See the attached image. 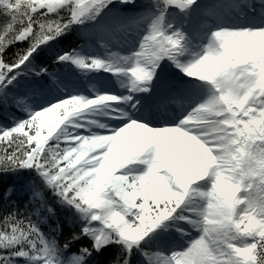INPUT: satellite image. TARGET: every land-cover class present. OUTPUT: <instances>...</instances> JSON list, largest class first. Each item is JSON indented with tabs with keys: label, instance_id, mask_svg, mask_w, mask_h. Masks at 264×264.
<instances>
[{
	"label": "snow or ice",
	"instance_id": "6c2138e0",
	"mask_svg": "<svg viewBox=\"0 0 264 264\" xmlns=\"http://www.w3.org/2000/svg\"><path fill=\"white\" fill-rule=\"evenodd\" d=\"M196 6L0 0V117L10 102L41 97L26 118L0 122V264H93L109 246L117 249L109 264H133L138 251L149 264H264V21L199 19L186 31L184 17ZM109 19L126 23L110 28ZM130 25L137 39L122 56L111 49ZM73 29L83 42L60 48ZM22 42L27 47L9 58L7 49ZM41 55L85 75L111 73L126 91L93 84L87 95L44 96L45 77L61 85L37 62ZM163 62L189 78L182 87L205 89L175 121L147 110L140 96ZM96 114L116 127L88 119ZM64 208L69 214L60 217ZM49 220L55 226L46 232ZM65 222L72 231L61 245L50 233ZM169 229L191 239L165 255ZM81 238L90 243L69 251Z\"/></svg>",
	"mask_w": 264,
	"mask_h": 264
},
{
	"label": "trees",
	"instance_id": "16d2710c",
	"mask_svg": "<svg viewBox=\"0 0 264 264\" xmlns=\"http://www.w3.org/2000/svg\"><path fill=\"white\" fill-rule=\"evenodd\" d=\"M3 20V18H0V22ZM27 47V42H22V43H17L14 44L12 46H10L7 49V55L9 58H12L14 56V54L17 52L18 49L21 48H25ZM39 58V57H38ZM50 195V193H49ZM56 207L59 209L60 206L56 205ZM68 209L64 208V209H60L59 211V216L63 217L65 215H68ZM49 223L42 225L43 229L48 232L49 231ZM72 228L67 226V223H63L61 225V232L60 234H56V233H50V238L55 237L58 241V243H60L61 245L64 243L65 239L71 234ZM90 243V241L87 238H81L79 241L74 242L71 246L69 251H75L77 252L78 249H80L81 247H85ZM117 249L114 246H109L106 249H104V255H99L95 257L96 263L95 264H109L110 260L113 258V256L115 255Z\"/></svg>",
	"mask_w": 264,
	"mask_h": 264
},
{
	"label": "rangeland",
	"instance_id": "374dc122",
	"mask_svg": "<svg viewBox=\"0 0 264 264\" xmlns=\"http://www.w3.org/2000/svg\"><path fill=\"white\" fill-rule=\"evenodd\" d=\"M137 1L142 2L143 0H137ZM170 65H171V63H169V62H163V63L161 64V67L157 70L158 74H159V75H160V74H164L166 71L169 70V66H170ZM172 66H173V65H172ZM71 67H73L74 69L71 68V72H69V74H70L71 76H73V74H74V72H75V67H74V66H71ZM172 70H175V72H176L178 75H181V76H184L185 78H188V77H186L182 72H180L177 68H175L174 66L172 67ZM83 74H84V73H83ZM110 74H111V73H110ZM84 76H86V75L84 74ZM111 76H113V75H111ZM113 77H114V76H113ZM115 78H116V77H115ZM116 79H117V78H116ZM96 80H97V79H95V81H96ZM95 81L91 80L90 83H95ZM58 89H59V87H57L55 84H53L50 88L46 87V90H45L44 94H45V96L57 95V93H58ZM65 95H68V94H65ZM25 98H26V100L29 101V103H30L31 105H33V104H35V103H38L39 100H40V98H37V97H25ZM88 119H89V120H97V121H99V122H101V120H102L101 117H97L96 115L89 116ZM0 122H1V121H0ZM94 130H95V129H94ZM78 131H83V129H78ZM138 167H143V166L140 165V166H138ZM169 232H171L172 235L168 238V244L165 245V249H166V251H167L165 255H171V250H172V248L170 247L171 245L169 244V240H170V242H173V241H174V242H177V243L181 244V248H183V247H186V246H187V241H188L189 239H191V236H189V237H185V238H181V237L179 236V234H177V233L174 232L173 229H169ZM195 236H196V233L193 232V233H192V237L195 238ZM152 259H153V260H156V259H158V258H157L156 256H153ZM133 264H149V262H148V261L145 262V260H143L140 256H137V259H136V261L133 262Z\"/></svg>",
	"mask_w": 264,
	"mask_h": 264
},
{
	"label": "bare ground",
	"instance_id": "6f19581e",
	"mask_svg": "<svg viewBox=\"0 0 264 264\" xmlns=\"http://www.w3.org/2000/svg\"><path fill=\"white\" fill-rule=\"evenodd\" d=\"M203 93V95H205V91L204 92H202Z\"/></svg>",
	"mask_w": 264,
	"mask_h": 264
}]
</instances>
